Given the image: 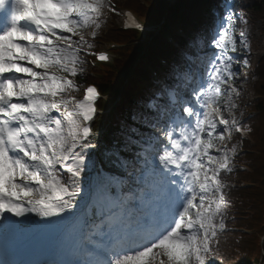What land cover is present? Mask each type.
<instances>
[{"label": "snow or ice", "instance_id": "6c2138e0", "mask_svg": "<svg viewBox=\"0 0 264 264\" xmlns=\"http://www.w3.org/2000/svg\"><path fill=\"white\" fill-rule=\"evenodd\" d=\"M106 12H116L112 0H0V230L10 233L0 264H217L239 151L229 142L251 132L236 114L249 21L233 4L181 44L132 118L139 127L129 126L125 149L134 154L115 162L123 175L100 166L93 193L83 182L96 167L100 93H73L87 56L110 59L91 51ZM126 27L145 28L131 13ZM209 32L214 51L197 78L190 57ZM29 235L45 238L44 259L20 258Z\"/></svg>", "mask_w": 264, "mask_h": 264}, {"label": "trees", "instance_id": "16d2710c", "mask_svg": "<svg viewBox=\"0 0 264 264\" xmlns=\"http://www.w3.org/2000/svg\"><path fill=\"white\" fill-rule=\"evenodd\" d=\"M143 1L148 5H145ZM112 2L117 5L134 8L147 19L154 18L157 15V12L152 10L153 8L159 10L164 7V3L161 0H112ZM207 2L208 0H179L176 5L170 9L168 13L169 18L172 22L180 18L181 22L190 24L194 10L202 11L205 19L209 18L210 13L205 9ZM234 2L237 5V10L242 9L246 15L251 18L252 22L256 20L263 21L262 32L264 33V0H234ZM189 3H194L195 7H189ZM215 8L219 10L220 6L215 5ZM203 23L204 22L201 21L198 23L200 26H191L188 37L197 29L202 28ZM102 35L119 41L125 39L124 33H117L112 29L103 32ZM162 40L163 39L160 38L158 46L153 48L148 47L146 50L151 55L150 57L154 62H157V54H168L167 58L170 64L176 59L181 44L187 40V38H183L182 41L179 42V46H171V52H168L163 42L161 43ZM97 47V43H94L93 49ZM144 49L145 47L142 46V44L130 46L129 51L123 55V59L119 62L124 76H129V82L134 84V86L135 75H131V71L134 68L139 75H144L151 79V76L143 64ZM193 51H195V48ZM167 68L165 69V75ZM254 75L253 87L256 91L264 95V57L257 64ZM87 78L89 81L94 80L88 76ZM124 84L125 79H122L117 74H111L110 77L103 82L101 88L105 92L114 94L115 91L122 88ZM156 87V85H151V87L146 89L139 98L128 95L127 102L120 107L117 122L110 128V136L113 134L112 131H114V134H118L122 141L127 142L126 136L128 135L129 126L134 125L131 113H135L136 116L144 111V106ZM238 99L239 98H237V100ZM250 108L258 111L257 115L252 116L246 122V125L251 128V132L246 135L244 147L251 152L240 158L242 162L249 166V170H234L233 173L226 177L228 183L232 186L230 198L233 201V207L229 210V221L227 223V226L231 228L222 233L219 237L218 256L222 257V259H218L217 264H254L255 260L253 261V259L261 254V248H259L257 244L258 240L256 236H247L233 229L235 226L253 227L264 235V99L250 102ZM123 122L127 124L128 129H122V127L119 126V124L122 125ZM134 126L139 127V125ZM238 137L239 134H234L232 141L229 142V146H231ZM132 149L135 151L134 148ZM132 154H134V152ZM242 181H248L255 185L252 187H244ZM243 211H250V216L242 220L231 218L234 214L243 213Z\"/></svg>", "mask_w": 264, "mask_h": 264}, {"label": "rangeland", "instance_id": "374dc122", "mask_svg": "<svg viewBox=\"0 0 264 264\" xmlns=\"http://www.w3.org/2000/svg\"><path fill=\"white\" fill-rule=\"evenodd\" d=\"M115 9H116V12H111L112 15H110L109 12H106V17H105L106 22L102 26L101 30L98 32V35L96 38L101 36V33L104 30L108 29V27L110 25L119 23L120 17H119V15H117V13L120 14V11L117 7H115ZM249 26L251 28L250 67H243V75H241L239 80L237 81L238 86L243 87V89H244V94H243L240 102L237 103L239 105V107L236 109V114L240 118V120H242V116L245 114V102H246V100H251V99L255 98L254 91L252 88L251 73L253 71V67L256 65L258 60L264 54V35L261 33V24L260 23L251 24L249 22ZM201 43H203V42H201ZM102 47H103V45H102ZM242 55H244V54H242ZM243 58H245V57H243ZM86 59H87L88 63L86 65V71L80 75L81 79H83V77L85 75L89 74V70H90L89 58L86 57ZM247 83H250V86H248ZM83 86H84V83L82 82L80 84L79 91L73 93V95H75L76 98L78 97L79 93L81 92ZM235 144H239V143H235ZM239 150H240V146H239Z\"/></svg>", "mask_w": 264, "mask_h": 264}, {"label": "bare ground", "instance_id": "6f19581e", "mask_svg": "<svg viewBox=\"0 0 264 264\" xmlns=\"http://www.w3.org/2000/svg\"><path fill=\"white\" fill-rule=\"evenodd\" d=\"M106 17V16H105Z\"/></svg>", "mask_w": 264, "mask_h": 264}]
</instances>
